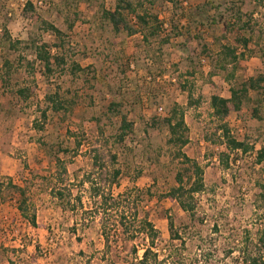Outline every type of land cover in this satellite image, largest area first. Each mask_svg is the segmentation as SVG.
I'll use <instances>...</instances> for the list:
<instances>
[{
	"label": "rangeland",
	"instance_id": "1",
	"mask_svg": "<svg viewBox=\"0 0 264 264\" xmlns=\"http://www.w3.org/2000/svg\"><path fill=\"white\" fill-rule=\"evenodd\" d=\"M23 1L0 0V78L5 60L15 71L8 87L0 79V264H137L151 241L145 232H138L143 219L159 232L153 249L164 264H248L249 257L258 255L264 261L259 242L264 232L260 196L264 163H257L255 150L236 151L230 167L224 168L219 155L225 144L210 108L212 94L229 97L235 81L264 75V52L257 48L247 52L229 83L225 74L215 72L209 56H215L221 44H234L235 35L225 34L221 25L196 29L189 24L191 14L207 0H179L178 8L169 2L154 7L151 11L159 16L163 32L147 40L135 19L131 22L139 32L133 35L115 33L102 21L100 8L114 9L117 0H39L42 4L36 10L42 18L67 33V64L49 78L32 76L20 55L27 61L34 56L10 50L5 33L12 41H28L31 35L52 45L58 40L24 18ZM216 1L223 10L235 5L251 14L256 29L252 36L255 40L264 36V5L259 0ZM179 22L183 36L165 42L173 23ZM203 44L209 55L200 54ZM56 51L53 47V54ZM73 63L86 72L74 76ZM31 81L37 89L24 102L14 92ZM190 89L200 99L198 105H188ZM54 91L77 104L69 112L48 110V120L38 130L34 121H41V111L47 109L45 96ZM252 95L254 101L226 122L235 137L259 149L264 143V92ZM113 100L123 102L135 124L123 143L115 140L117 120L111 123L105 116ZM176 103L186 109L190 143L184 152L204 168L206 189L197 195L194 215L163 198L177 185L176 175L183 167L167 143L168 129L160 125L147 132L151 119H163ZM96 153L109 177L115 169L121 171L113 186L106 180L101 184L112 197L122 195L120 211L129 215V232L120 225L116 208L105 216L99 212V201L84 182L96 173ZM56 155L65 161L66 172H60ZM14 187L26 191L37 226L22 217L21 196ZM170 219L180 239H173Z\"/></svg>",
	"mask_w": 264,
	"mask_h": 264
},
{
	"label": "trees",
	"instance_id": "2",
	"mask_svg": "<svg viewBox=\"0 0 264 264\" xmlns=\"http://www.w3.org/2000/svg\"><path fill=\"white\" fill-rule=\"evenodd\" d=\"M166 2L172 3L176 8H178L180 4L179 0H117V4L114 9H108L105 6L100 8L101 18L113 32L120 33L126 31L131 35L139 32L135 29L131 22L135 19L136 23H139L142 30L145 31V40L149 37L157 38L161 36V33L163 32L161 31L163 30L162 24H160L158 19L159 16L154 14L151 9L153 10L154 7L156 8ZM259 2L264 5V0H259ZM36 6V4L28 0L25 3L22 12L24 18H27L31 24L40 26L45 32L53 33L58 42L52 45L51 43L44 42L33 35L30 36L28 41H12L8 33H5V38L7 40V46L10 50L22 54L23 51L28 52L30 55L34 56L33 60L27 61L23 55H20V61L22 62L25 60L29 66V72L32 76L41 74L44 77L49 78L54 75L57 70L63 71L65 65L67 64L65 50L68 43L67 33L62 31L53 23L43 19L36 10ZM252 20V15L243 12L240 7L232 5L231 7H226L223 10L221 8V4H219L216 0H207L204 5L196 8V10L191 14V18H189V24L192 23L196 29H206L214 26L217 28L221 25L222 27L220 30L225 34L233 33L235 35L234 44H221L220 50L215 54V56H209L214 64L215 72L225 74V80L229 83L235 79V69L238 67L239 62L245 59L247 52L256 50V48L260 52H264V36H260L257 40L254 39L252 34L255 33L256 29ZM180 22L178 24L173 23L169 34L166 36L165 42H170L173 37L183 36V33L180 32L178 28ZM196 36H198L196 38H203L200 35ZM222 38L225 39V36ZM221 40L222 39H220L219 42H221ZM253 43H256L254 45L255 48H253ZM53 47L57 50L54 54L52 52ZM200 54L209 55V49L206 44H203L202 52ZM192 60H194V58H191V61ZM37 63L40 65V70L36 72ZM3 65L5 67V71L3 75H1L0 79L3 86L8 87L14 76V65L9 60H5ZM80 72H86V69L81 68V66L77 63H73L71 66V73L74 76H78ZM188 73L190 76H193L194 74L193 72ZM263 84L264 75L257 77L251 76L242 81H235L230 87L229 97H224L219 93H214L210 98L212 115L220 123L219 130L221 131L225 144V150L219 155L220 162L224 168L228 169L230 167L232 154L236 151L247 153L251 150H255L257 163H264V143L259 149H256L249 143L240 141L237 137H235L229 124L226 122L227 118L233 112L241 111L243 106L254 101L252 95L253 93L255 95L263 94ZM182 88L186 90L187 86H182ZM36 89L37 85L34 81H31L30 85L17 88L14 94H16L20 100L27 102L34 95ZM192 91V89L188 91L189 106H195L200 103V99H195ZM45 104L47 105V109L42 110L40 114L42 122L39 119L34 121V125L38 128V130H43L44 124L48 120V110H54L55 112H69L72 111L77 102L73 99H68L66 96L62 95L60 91H54L53 93H49L45 96ZM254 114L256 117L259 116L258 109H254ZM105 116L111 123H113L114 120H117L115 133L116 143H123L134 132L135 124L129 119V115L124 110L123 102L116 100L111 101L106 108ZM95 120L97 122L100 121L99 119ZM160 125L168 129L169 137L167 143L173 149L174 158L180 160L183 166L176 175L177 185L172 187L167 193L163 194V198H168L177 202L184 212L189 215H194L196 213L198 203L197 195L204 192L206 184L204 180V168L202 165L196 160L191 159L184 152V148L190 143L185 107L176 103L169 109L168 115L163 119L153 117L147 128V132L149 130H154ZM80 146L81 143L78 141L77 148ZM59 150L63 153H69L68 149ZM94 158L96 173L88 175L84 182L90 184L93 199L99 201V205L97 206L99 212L105 216L106 214H110L113 208H116V212H119L118 221L120 225L124 227L125 232H129L131 224L129 215H127L123 210L120 211V198L122 195L120 194L118 197H112V194L106 193V187L101 184L106 180L108 181V186H113L117 183V179L120 176L121 171L119 169H115L109 177L106 167L99 160L98 153L94 155ZM113 158L116 160L117 156L113 155ZM55 163L58 165L59 169H61V173L62 171L66 172L65 161L59 157V155L55 156ZM14 188L19 191L21 196L18 204V210L20 211L22 217L29 221L32 225L37 226L36 214H30L26 191L20 187ZM57 194L59 197L64 198V194L61 191H58ZM260 196L264 199V185L261 186ZM106 220H108L107 217H105L104 221ZM139 224L138 232H145L151 241L150 246L145 249L142 258L137 264H164V259H160L159 254L153 249L155 241L159 236L158 230L150 221H148V219H143ZM169 224L173 239H180L178 232L174 231V222L172 219H170ZM103 236L106 238L108 243L110 236L107 232L106 225L103 228ZM131 238L134 239L133 233ZM259 242L264 248V232L262 233ZM134 253L136 254V250H134ZM248 264H264L263 257L261 255L249 257Z\"/></svg>",
	"mask_w": 264,
	"mask_h": 264
},
{
	"label": "built area",
	"instance_id": "3",
	"mask_svg": "<svg viewBox=\"0 0 264 264\" xmlns=\"http://www.w3.org/2000/svg\"><path fill=\"white\" fill-rule=\"evenodd\" d=\"M23 1V0H22ZM30 1H32L34 4H42V2L41 1H39V0H30ZM23 2H27V0H25V1H23Z\"/></svg>",
	"mask_w": 264,
	"mask_h": 264
}]
</instances>
